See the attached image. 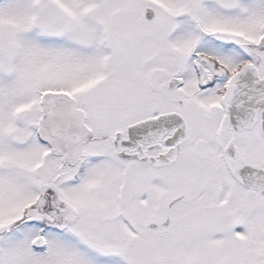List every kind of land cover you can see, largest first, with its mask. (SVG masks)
I'll list each match as a JSON object with an SVG mask.
<instances>
[{"label": "snow or ice", "instance_id": "1", "mask_svg": "<svg viewBox=\"0 0 264 264\" xmlns=\"http://www.w3.org/2000/svg\"><path fill=\"white\" fill-rule=\"evenodd\" d=\"M0 264H264V0H0Z\"/></svg>", "mask_w": 264, "mask_h": 264}]
</instances>
